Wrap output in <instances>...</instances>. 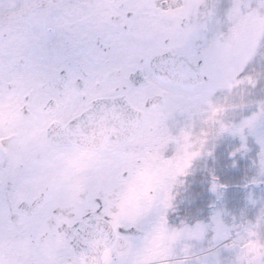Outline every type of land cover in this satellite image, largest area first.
Returning a JSON list of instances; mask_svg holds the SVG:
<instances>
[{
	"label": "snow or ice",
	"instance_id": "obj_1",
	"mask_svg": "<svg viewBox=\"0 0 264 264\" xmlns=\"http://www.w3.org/2000/svg\"><path fill=\"white\" fill-rule=\"evenodd\" d=\"M0 264H264V0H0Z\"/></svg>",
	"mask_w": 264,
	"mask_h": 264
}]
</instances>
